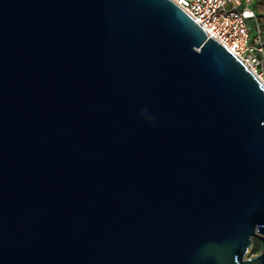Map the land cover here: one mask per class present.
<instances>
[{"label": "water", "instance_id": "water-1", "mask_svg": "<svg viewBox=\"0 0 264 264\" xmlns=\"http://www.w3.org/2000/svg\"><path fill=\"white\" fill-rule=\"evenodd\" d=\"M264 85L172 0H0V264H264Z\"/></svg>", "mask_w": 264, "mask_h": 264}, {"label": "built area", "instance_id": "built-area-1", "mask_svg": "<svg viewBox=\"0 0 264 264\" xmlns=\"http://www.w3.org/2000/svg\"><path fill=\"white\" fill-rule=\"evenodd\" d=\"M233 53L264 85V28L253 10L264 0H172Z\"/></svg>", "mask_w": 264, "mask_h": 264}, {"label": "rangeland", "instance_id": "rangeland-1", "mask_svg": "<svg viewBox=\"0 0 264 264\" xmlns=\"http://www.w3.org/2000/svg\"><path fill=\"white\" fill-rule=\"evenodd\" d=\"M260 22L264 28V8H260ZM264 253V236L262 235H255L253 237V245L248 251V258L258 256Z\"/></svg>", "mask_w": 264, "mask_h": 264}, {"label": "crops", "instance_id": "crops-1", "mask_svg": "<svg viewBox=\"0 0 264 264\" xmlns=\"http://www.w3.org/2000/svg\"><path fill=\"white\" fill-rule=\"evenodd\" d=\"M253 10L257 13L259 17H261L260 8H264V3L257 2L253 5Z\"/></svg>", "mask_w": 264, "mask_h": 264}, {"label": "bare ground", "instance_id": "bare-ground-1", "mask_svg": "<svg viewBox=\"0 0 264 264\" xmlns=\"http://www.w3.org/2000/svg\"><path fill=\"white\" fill-rule=\"evenodd\" d=\"M257 235H260V234H257Z\"/></svg>", "mask_w": 264, "mask_h": 264}]
</instances>
